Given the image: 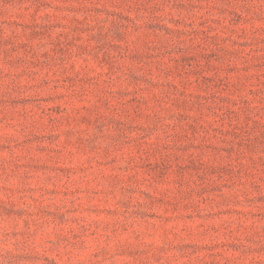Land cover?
I'll return each instance as SVG.
<instances>
[{"label": "rangeland", "instance_id": "374dc122", "mask_svg": "<svg viewBox=\"0 0 264 264\" xmlns=\"http://www.w3.org/2000/svg\"><path fill=\"white\" fill-rule=\"evenodd\" d=\"M0 264H264V0H0Z\"/></svg>", "mask_w": 264, "mask_h": 264}]
</instances>
